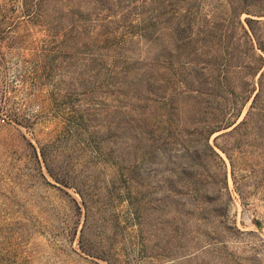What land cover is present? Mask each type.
Instances as JSON below:
<instances>
[{"label": "rangeland", "instance_id": "1", "mask_svg": "<svg viewBox=\"0 0 264 264\" xmlns=\"http://www.w3.org/2000/svg\"><path fill=\"white\" fill-rule=\"evenodd\" d=\"M259 45L264 0H0V264H264Z\"/></svg>", "mask_w": 264, "mask_h": 264}, {"label": "trees", "instance_id": "2", "mask_svg": "<svg viewBox=\"0 0 264 264\" xmlns=\"http://www.w3.org/2000/svg\"><path fill=\"white\" fill-rule=\"evenodd\" d=\"M250 20H251L250 18H247L246 23H247L250 31L253 32V29H252L251 25L249 24ZM236 22H237L238 26L243 31V34H241V36L242 37L245 36L246 39H248L247 30L243 27L242 23L238 19ZM258 44H259V42H258ZM259 47L264 52V47H262V45H259ZM196 54H197L196 48L194 47V44L192 43L189 46V56L187 59V64H188V67L190 69L188 85H186V83H185L187 90L192 91L195 95H202L204 98H214L216 96L221 97L219 95V91L221 89V84L226 82L228 85L230 84V86H231L230 92H232V77H231V79L228 80V77L225 74L224 75L223 74L222 75L217 74L216 76H214V75H212V73L210 71L205 69L207 64L214 66L217 63L216 60L211 61L210 59H207V58L201 59L199 57V55H196ZM200 64H203V65H200ZM261 74L259 76H261ZM249 75H251V74L249 73ZM253 87L254 86H251L250 88L247 89V91H250V89H253ZM239 92H241V90ZM255 94H254V96H255ZM233 122H234V120L225 121L223 123V126H225V127L230 126ZM243 122H244V118L240 119L237 123H235L231 127L232 131L234 129H236V127L239 124H241ZM221 126L215 125V127L213 129H209L208 131H206V133H208L214 129H218ZM208 146H209V149L211 150V152L216 154L215 151L212 149V147L210 145H208ZM254 223L257 224L258 222L254 221Z\"/></svg>", "mask_w": 264, "mask_h": 264}]
</instances>
